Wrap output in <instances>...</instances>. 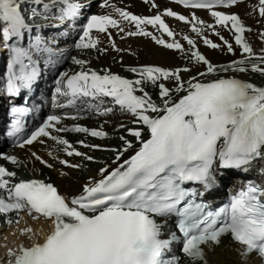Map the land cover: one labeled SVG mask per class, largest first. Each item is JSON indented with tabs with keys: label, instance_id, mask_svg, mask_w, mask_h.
I'll use <instances>...</instances> for the list:
<instances>
[{
	"label": "snow or ice",
	"instance_id": "1",
	"mask_svg": "<svg viewBox=\"0 0 264 264\" xmlns=\"http://www.w3.org/2000/svg\"><path fill=\"white\" fill-rule=\"evenodd\" d=\"M174 2L185 7L208 9L217 25L231 26L229 30L234 34L235 44L248 54L249 60L253 58L252 48L243 37L248 29L240 19L236 15L213 10L218 6L227 8L240 0ZM27 4L28 0H0V35L5 43L12 37L19 40L24 32L31 31L23 14V7ZM31 4L41 5L42 0H31ZM58 4L64 6L60 19L77 16L80 5L74 0H50V3H43V10L47 12ZM105 6H111L107 0L101 5ZM152 7L157 6L153 4ZM258 10L259 15L264 17V0H259ZM115 11L122 20L135 25L136 31L127 33L130 36H150L151 33L142 26L151 25L154 28L158 26L160 32L172 37L173 32L162 16L174 17L186 24L197 21L195 16L188 20L170 10L151 18L138 17L121 9ZM37 14L36 9L32 8L27 19H33ZM41 18L47 17L41 14ZM117 27H120L118 21L110 15H92L83 26L75 47L80 50L94 49L98 41L92 38L93 30L105 33L108 28ZM207 27L212 28L213 25ZM120 31L124 29L120 27ZM192 31L199 35L201 29L193 23ZM260 35L264 37V33ZM152 39L164 48L182 50L178 42L166 43L155 36ZM184 39L195 47L191 39ZM41 43L37 37L32 47L39 52ZM204 43L213 49L218 47L207 39ZM224 43L232 52L231 44L227 41ZM10 51L12 56L7 88L9 95L16 96L20 91L16 82L30 87L37 73L31 66L32 58L28 50L16 46ZM43 51L49 49L44 48ZM191 57L194 62L207 65V71L200 73L201 76L217 72L199 52L192 51ZM255 58L264 61V56ZM73 62L81 66L86 63L80 59ZM234 65L229 64L219 70L241 73L248 70L245 60L235 61ZM250 70L264 74V70L256 64ZM131 71L140 78L129 80L107 72L100 75L95 71H81L71 76L65 73L57 81L56 93L71 97L70 104L81 97H110L149 133V138L144 140L140 130L128 129V134L140 143L138 150L110 173L101 169V178L86 185L80 196L69 200L61 196L52 184L35 179L10 184L9 178L15 177V173L0 166V214L7 216L9 213L26 211L32 219L43 218L52 226L43 243H34L30 247L21 245L15 251L9 250L10 264H180L181 257L178 255L165 257L171 246L178 242L182 243L181 252L189 264H207L202 246L219 245L225 236L241 246L238 254L242 260L247 262L255 256L264 262V185L245 184L230 197L227 205L215 212H205L206 206L192 199L203 193L182 187L188 182L202 184L205 189L212 187L217 182L211 172L216 159L222 170H247L255 159L264 158V87L234 78L199 82L195 77L187 81L185 87L179 73L189 71L187 68L170 71L160 67H143ZM170 79L176 82L177 92L186 94L173 101L169 88L160 83L159 96L163 107L152 102L140 87L147 83L157 85L158 81ZM137 92H143V95H136ZM25 111L22 107L11 108V114L15 117L22 116ZM150 113H155V117ZM97 114L104 115L105 112L97 109ZM59 123V117L49 116L30 138L18 146L31 145L40 137H49L57 144L64 145L68 156H82L66 140L51 135L49 129ZM12 128L13 132L9 135L20 130L19 118L13 120ZM55 130L86 133L96 138L106 136L104 131L79 126ZM120 140L125 145L123 151L132 148L124 136ZM121 154H117L116 160L120 159ZM2 158L12 164L17 163L15 157ZM35 158L41 164H46L39 156ZM85 159L91 160L92 157ZM59 163L70 168L79 167L65 160ZM224 175L222 172L221 176ZM261 175L264 176V170ZM172 215L179 218L177 227L181 236L172 233L168 239H161L163 225L153 217L168 218ZM5 222L19 224L20 220L9 219ZM29 233H33L32 228L20 230L21 235Z\"/></svg>",
	"mask_w": 264,
	"mask_h": 264
},
{
	"label": "bare ground",
	"instance_id": "2",
	"mask_svg": "<svg viewBox=\"0 0 264 264\" xmlns=\"http://www.w3.org/2000/svg\"><path fill=\"white\" fill-rule=\"evenodd\" d=\"M74 2L80 5L79 12L76 17L71 19H62L64 21L55 23L56 26H52V21L42 20L41 14L50 18L56 15L59 18L62 16L63 5H56L49 11L43 10V3H50V0H42L41 6L31 4V0H28V4L23 7V14L26 18L31 31H26V34L32 33L40 38L42 33H46L48 30H53L57 25L60 29L55 30L51 36L53 39L49 44H57L58 47H62V52L57 69L51 72L48 77L53 79H62L63 74L73 75L81 71H95L100 75L111 73L118 75L121 78L136 80L139 79V75L131 71V69H141L143 67H160L166 70L175 71L177 69L187 68L189 71H181V81L185 82L187 87V81L192 80L193 77L199 82H208L219 78H234L242 82L251 83L257 87H264V74L261 72H252L251 66L253 64L258 65L264 70V61H260L255 57L264 56V37L260 34L264 33V17L259 15L258 4L259 0H240L235 5L227 8L218 6L213 10L219 11L226 15H236L241 24L248 30L243 33V37L246 43L252 48L253 58L249 60L248 54L235 44V38L232 31H230V25L227 27L217 25L215 19L211 16L210 11L206 9H193L185 7L183 4L175 3L174 0H107V4L111 6L101 7L105 4V0H74ZM155 4L157 7H152ZM32 8L36 9L38 13L33 19H27L31 14ZM115 9H121L132 15L151 18L157 14H162L166 10L175 12L177 15H182L186 19L191 20V17L196 16L201 19H197L196 22L184 23L176 20L174 17L162 16L164 22L168 25L169 30L173 32V36L169 37L158 30L157 27L151 25H143L145 31L151 33L150 36H130L128 32L136 31V27L133 23L124 21L115 11ZM57 10V11H56ZM99 11V12H98ZM195 13V14H192ZM87 14L92 15H110L113 19H116L124 29L120 31V27L108 28L105 33L92 32V38L98 41L96 48L80 50L75 47V44L79 41L82 35L81 31V19ZM52 20V17H51ZM177 22H174V21ZM67 22H70L71 26H67ZM200 22H204L201 25ZM40 23H43L40 30ZM184 23V24H183ZM193 23L198 28H203L208 25H213L209 30H205L201 34L195 32L188 33L190 26L193 27ZM43 27V28H42ZM39 28V31H37ZM62 29V30H61ZM60 31V32H59ZM218 33V34H214ZM111 36V39H109ZM152 36L157 39H163L166 43L178 42L181 44L182 50L167 49L157 44ZM184 37L191 39L195 47L190 46ZM223 37V40L221 39ZM210 40L218 45L213 49L205 45L204 40ZM75 40V41H74ZM227 41L232 46V52L228 51L227 45L224 43ZM47 41H44V44ZM34 45V43H32ZM113 45L115 47H113ZM43 51V47H40ZM72 51V57L70 63L66 64V58ZM197 51L203 55L209 63L217 69V72L209 74L208 76H201L200 73L207 71V65L203 63L194 62L191 57V52ZM74 59L84 60L86 63L81 66L73 62ZM245 60V67L247 71L241 73L238 71H220L222 67H226L229 64H233L235 61ZM236 65H234L235 67ZM119 72V73H117ZM163 83L165 87L169 88L170 96L173 101H178L180 97L185 95L184 92H177L176 82L174 80H161L157 82V85L151 83L143 84L140 87L143 88V92H146L152 102L158 106L163 107V101L159 96L158 85ZM143 92H137L136 95H143ZM47 98L50 101H54L56 104L54 111L59 113V116L68 115L67 120H61V122L55 125L54 129H50L49 132L53 136H58L60 139L66 140L73 146L76 151L81 152L82 156H68L64 150V145L57 144L49 137H40L31 147L16 150L13 154L17 163L12 164L5 161L1 163L8 167V170L15 173V177L9 178L10 184H15L20 181L39 180L45 183H53L57 187L60 194L69 200L73 197H78L82 194L83 188L90 183H94L101 178V169H106L108 173L115 170L120 164H123L126 160L130 159L134 155L135 151L140 147V143L133 136L128 134V129L140 130L142 132V138L147 140L149 133L146 128L140 123H136V118L130 113L122 111L118 105H116L112 98L102 97L95 99L91 102L89 97L77 98L74 103L70 104L67 96L56 94L53 98L48 95ZM72 99V98H71ZM95 103V104H94ZM72 105H76L75 110H72ZM100 105V106H99ZM97 109L104 111V115H98ZM111 109V111H107ZM155 117V113H150ZM75 117V119H73ZM84 127L89 130L104 131L106 133L105 141L101 138L91 137L86 133H76L72 131L58 132L56 128L71 129L73 127ZM124 136L132 144V148L127 151H123L125 145L120 137ZM97 139V140H95ZM93 145L96 147H86L83 144ZM118 153L120 159L116 160ZM39 156L42 160L46 161V164H41L35 157ZM85 157H92L91 160L85 159ZM261 158H258V160ZM60 160H65L68 164L79 165V167H66L59 163ZM218 160V159H217ZM253 161V165H257L259 161ZM219 162V160H218ZM50 165V166H49ZM6 196V193H3ZM21 217L10 216L4 220H20L19 224L4 223L5 227L0 235V238H9L11 242H21L24 247H30L35 242L40 243L44 240L46 234L51 231V223L43 218L32 219L27 216L26 211H22ZM23 228H32L33 233L26 235L20 234V230ZM31 237V238H30ZM0 239V240H1ZM11 239H14L13 241ZM3 241V240H2ZM17 244V243H16ZM1 245V243H0ZM17 248V247H15ZM11 260V259H10ZM210 264H239L238 258L232 249L229 247L223 248L221 246L214 248L209 260ZM9 263V262H8ZM6 264V262H5ZM181 264H189L184 259Z\"/></svg>",
	"mask_w": 264,
	"mask_h": 264
},
{
	"label": "rangeland",
	"instance_id": "3",
	"mask_svg": "<svg viewBox=\"0 0 264 264\" xmlns=\"http://www.w3.org/2000/svg\"><path fill=\"white\" fill-rule=\"evenodd\" d=\"M99 12V11H98ZM192 14H195V13H192ZM196 17V16H195ZM197 19H201V18H198V17H196ZM43 20V19H42ZM44 21H52L51 20V17L50 18H46ZM171 21H174V20H171ZM174 22H177V21H174ZM181 22V21H180ZM178 23V22H177ZM204 23V22H203ZM184 24V23H183ZM200 25H201V23H199ZM43 25V23H40V30H41V26ZM54 25L56 26V24L55 23H53L52 22V26L51 27H54ZM208 26V24L206 23V26L205 27H203V28H200L201 30H202V32H204L205 30H209V27H207ZM43 28V27H42ZM188 31V33L187 34H190L191 32H192V26H190L189 27V29L187 30ZM201 34V33H200ZM75 41V40H74ZM72 51L69 53V56H67V58H66V64L64 65V67H66L69 63H70V61H71V57H72ZM117 73H119V72H117ZM120 74V73H119ZM98 139V138H97ZM97 139H95V140H97ZM101 139H103V141H105L104 139H105V137L104 138H101ZM85 149H87L86 147H84ZM21 237H22V235H21ZM2 240H3V242L1 243V245H0V253H1V255L2 256H4V257H6V259H4V262H6V264H10V257L8 256V252H9V250H13V251H15V250H17L18 249V247L19 246H21L22 245V243L21 242H16L15 243V245H14V243L13 242H11L10 240H9V238H6V237H4L3 236V238H2ZM12 241L14 240V239H11ZM15 247H17V248H15ZM9 262V263H8Z\"/></svg>",
	"mask_w": 264,
	"mask_h": 264
}]
</instances>
